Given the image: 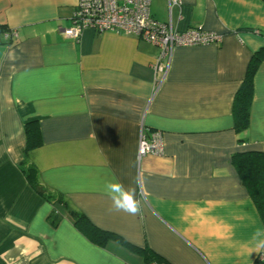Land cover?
Wrapping results in <instances>:
<instances>
[{
	"label": "crops",
	"instance_id": "obj_1",
	"mask_svg": "<svg viewBox=\"0 0 264 264\" xmlns=\"http://www.w3.org/2000/svg\"><path fill=\"white\" fill-rule=\"evenodd\" d=\"M76 2L0 0V27L18 33L0 45V264H149L78 228L72 213L166 264H260L252 237L264 224L231 159L264 153V61L247 131L232 121L264 49V0H150L156 22L221 37L176 47L163 76L153 69L161 50L138 37L65 38ZM26 124L38 128L31 149ZM141 133L160 134L161 155L138 160ZM113 179L134 189L137 215L113 210Z\"/></svg>",
	"mask_w": 264,
	"mask_h": 264
},
{
	"label": "built area",
	"instance_id": "obj_2",
	"mask_svg": "<svg viewBox=\"0 0 264 264\" xmlns=\"http://www.w3.org/2000/svg\"><path fill=\"white\" fill-rule=\"evenodd\" d=\"M169 4L180 5L181 0H168ZM70 26L62 30L65 38L79 40L85 30L102 34L135 36L161 50L153 69L165 74L173 50L176 47H193L219 43L220 36L205 33L199 29L176 32L171 26L156 22L150 14V0H77ZM18 42L14 29L0 27V45L13 46ZM163 151L160 134L146 136L141 133L137 158L159 156ZM264 262V258L260 264Z\"/></svg>",
	"mask_w": 264,
	"mask_h": 264
},
{
	"label": "trees",
	"instance_id": "obj_3",
	"mask_svg": "<svg viewBox=\"0 0 264 264\" xmlns=\"http://www.w3.org/2000/svg\"><path fill=\"white\" fill-rule=\"evenodd\" d=\"M2 28V27H1ZM5 28V27H4ZM264 61V49L255 52L248 63L244 80L236 92L232 104V121L233 130L236 134H243L249 127L250 109L253 96V78ZM25 132L27 137V149L36 147L39 144L38 128L34 124H26ZM240 144L245 140L238 141ZM232 165L236 170L242 185L248 192L252 200L259 218L264 224V153L259 151L237 152L232 156ZM27 179L31 187L39 194L43 195V190L36 182L34 170L26 173ZM74 224L85 230L88 234L95 233L103 241L115 240L128 249L142 255L149 264H166L161 258L150 251L141 250L127 244L122 238L97 230L84 216L72 213ZM264 264V262H262Z\"/></svg>",
	"mask_w": 264,
	"mask_h": 264
},
{
	"label": "clouds",
	"instance_id": "obj_4",
	"mask_svg": "<svg viewBox=\"0 0 264 264\" xmlns=\"http://www.w3.org/2000/svg\"><path fill=\"white\" fill-rule=\"evenodd\" d=\"M105 194L111 200L112 208L117 212H125L130 215H137L141 210L140 201L135 198V191L125 188L119 181L108 182L105 185ZM256 242L257 249L264 248V230L257 229L252 237Z\"/></svg>",
	"mask_w": 264,
	"mask_h": 264
}]
</instances>
